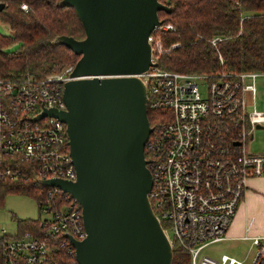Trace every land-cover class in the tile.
Returning a JSON list of instances; mask_svg holds the SVG:
<instances>
[{"label":"built area","instance_id":"1","mask_svg":"<svg viewBox=\"0 0 264 264\" xmlns=\"http://www.w3.org/2000/svg\"><path fill=\"white\" fill-rule=\"evenodd\" d=\"M159 1L169 5V0ZM21 7L27 10L26 4ZM159 19L148 37L155 64L138 74L147 109L159 112L145 146L151 207L172 248L178 244L188 252L190 264H242L227 256L216 260L203 251L226 240L248 179L264 177V154L251 153L247 146L264 125V111L255 109L257 80L264 71L164 69L160 57L178 43L164 44L160 33L174 26ZM221 39L210 41L215 46ZM73 67L41 76L0 73V180L76 181L67 126L55 116L36 118L48 108H67L63 89ZM41 185L37 204L44 217L32 220L37 230H0L4 264H57L60 250L74 256L68 236L76 241L86 237L80 204L57 187ZM243 239L254 250L251 264H264V233Z\"/></svg>","mask_w":264,"mask_h":264},{"label":"water","instance_id":"2","mask_svg":"<svg viewBox=\"0 0 264 264\" xmlns=\"http://www.w3.org/2000/svg\"><path fill=\"white\" fill-rule=\"evenodd\" d=\"M58 5L74 9L84 37L55 38L78 56L64 83L67 108H48L36 118L55 116L65 123L77 177L40 183L69 193L82 208L86 237L68 236L77 264H172L173 248L148 198L152 177L145 146L152 127L138 76L155 64L148 37L161 22L158 12L172 7L159 0Z\"/></svg>","mask_w":264,"mask_h":264},{"label":"trees","instance_id":"3","mask_svg":"<svg viewBox=\"0 0 264 264\" xmlns=\"http://www.w3.org/2000/svg\"><path fill=\"white\" fill-rule=\"evenodd\" d=\"M59 1L0 0L4 4L0 22L9 28L8 35L0 34L1 74L30 72L41 76L75 64L78 56L55 38L69 35L81 39L84 29L74 9L59 6ZM169 5L170 12L158 13L164 22L173 24L174 30L162 31L160 36L165 45H178L160 57L162 68L209 74L221 68L264 71V0H169ZM215 36L222 39L214 46L210 40ZM12 41L19 43V48L10 52L5 47ZM158 114L148 110L151 126ZM42 188L28 178L16 183L0 180V201L7 194H22L38 203ZM17 227L19 232L37 230L32 220H19ZM57 254V264L76 261L67 250ZM0 264H4L1 257ZM172 264H190L189 253L178 244L173 247Z\"/></svg>","mask_w":264,"mask_h":264},{"label":"rangeland","instance_id":"4","mask_svg":"<svg viewBox=\"0 0 264 264\" xmlns=\"http://www.w3.org/2000/svg\"><path fill=\"white\" fill-rule=\"evenodd\" d=\"M0 34H9V28L1 22ZM5 48L10 52L16 51L19 48V43L12 41ZM65 67L56 69L53 72H60ZM200 90L202 95H204V87H201ZM255 109L258 111H264V77H260L257 80ZM253 110V106L248 108L249 112ZM247 146L251 153L264 154V128L256 129L254 131L253 139L248 141ZM43 217L44 214L40 213L38 209L37 200L31 196L22 194H7L0 201V230H6L9 234L17 232L19 220H38ZM168 235L172 239L170 231ZM253 251L254 250L251 247L250 241L241 238H229L224 241L208 245L204 248L203 252L216 260H220L222 256H227L241 262L242 264H251Z\"/></svg>","mask_w":264,"mask_h":264},{"label":"crops","instance_id":"5","mask_svg":"<svg viewBox=\"0 0 264 264\" xmlns=\"http://www.w3.org/2000/svg\"><path fill=\"white\" fill-rule=\"evenodd\" d=\"M263 233L264 177L249 178L243 198L228 229L226 239H243L245 236L256 237L261 236Z\"/></svg>","mask_w":264,"mask_h":264}]
</instances>
